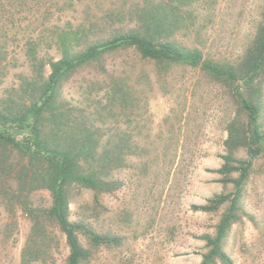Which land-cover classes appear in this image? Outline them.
Here are the masks:
<instances>
[{"label": "rangeland", "instance_id": "1", "mask_svg": "<svg viewBox=\"0 0 264 264\" xmlns=\"http://www.w3.org/2000/svg\"><path fill=\"white\" fill-rule=\"evenodd\" d=\"M135 1L0 0V101L18 95L23 78L32 75L29 42L39 43V58H59L50 30L68 22L103 23L108 13L127 12ZM263 6L264 0H199L195 26L177 37L207 57L238 59L254 38ZM104 66L77 72L63 84L60 100L77 125L91 120L102 129L130 133L137 153L109 174L120 183L115 190L96 194L73 186L69 193L72 220L122 240L118 246H94L80 234L91 252L84 264H199L207 249L198 236L215 232L226 207L206 212L192 205L234 190V183L220 181L217 169L237 103L223 83L199 67H160L134 50L111 54ZM49 73L46 65L44 74ZM113 80L130 87L132 101L106 107L104 87ZM261 120L264 124V111ZM237 155L246 158L247 152ZM7 158L0 166V264H25L22 250L32 228L25 201L43 209L53 198L45 188L28 192L25 187L18 197L8 195L6 190L21 187L14 180L23 159L15 151ZM240 204V219L231 226L224 249L235 264H264V151L253 162ZM45 228L57 239L52 259L28 264H66L65 235L50 221Z\"/></svg>", "mask_w": 264, "mask_h": 264}, {"label": "trees", "instance_id": "2", "mask_svg": "<svg viewBox=\"0 0 264 264\" xmlns=\"http://www.w3.org/2000/svg\"><path fill=\"white\" fill-rule=\"evenodd\" d=\"M198 1L136 0L127 12L120 8L108 13L103 23L68 22L54 27L49 33L60 50L59 58H39V43H28L32 75L23 78L18 95L0 101V166L8 160L9 151L19 153L23 159L14 180L21 187L5 192L18 197L25 187L28 192L45 188L53 198L51 206L43 209L25 201L24 209L32 221L22 250L25 264L48 263L52 259L49 256L57 239L45 228L46 221L56 224L65 235L69 247L66 264H84L91 255L80 234L86 235L94 246L122 243L117 235L98 232L82 220H72L69 193L73 186L96 194L119 187V181L108 176L124 166L126 157L137 153L132 135L116 127L102 129L91 120L75 124L67 117L60 93L63 84L81 69L95 65L103 70L106 57L123 50H134L143 60L160 67H199L223 83L237 103L236 113L226 127V152L221 155L224 161L217 169L222 175L220 181L234 183V190L215 194L204 204L192 205L206 212L226 207L215 232L198 236L207 249L199 264H235L224 249V240L240 219L244 186L254 160L264 151V6L254 38L243 54L238 59L222 61L207 57L203 49L183 44L177 37L195 26ZM46 65L50 67L47 76ZM104 89L108 92L106 107L132 101V91L124 82L113 80ZM241 149L246 150V158L237 155Z\"/></svg>", "mask_w": 264, "mask_h": 264}]
</instances>
